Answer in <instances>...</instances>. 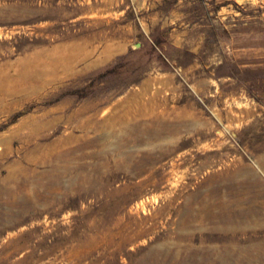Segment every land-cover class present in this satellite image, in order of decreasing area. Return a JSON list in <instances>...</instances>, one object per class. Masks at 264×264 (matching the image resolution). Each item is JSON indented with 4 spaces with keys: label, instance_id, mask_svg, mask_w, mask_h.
<instances>
[{
    "label": "rangeland",
    "instance_id": "obj_1",
    "mask_svg": "<svg viewBox=\"0 0 264 264\" xmlns=\"http://www.w3.org/2000/svg\"><path fill=\"white\" fill-rule=\"evenodd\" d=\"M0 264H264V0H0Z\"/></svg>",
    "mask_w": 264,
    "mask_h": 264
}]
</instances>
